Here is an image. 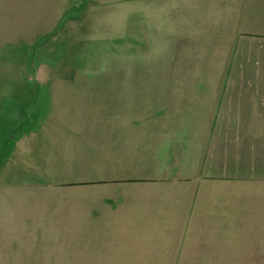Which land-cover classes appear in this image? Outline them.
Segmentation results:
<instances>
[{
    "label": "rangeland",
    "instance_id": "rangeland-1",
    "mask_svg": "<svg viewBox=\"0 0 264 264\" xmlns=\"http://www.w3.org/2000/svg\"><path fill=\"white\" fill-rule=\"evenodd\" d=\"M223 2L0 0V229L80 227L94 235L105 219L100 215L134 211L147 190L111 180L164 174L145 170L137 125L125 120L154 115L148 101L134 105L154 94L152 86L218 81L167 73L228 68L220 58L235 51L233 29H222L221 49L196 40H218L206 9ZM75 212L99 214L93 222L61 219ZM120 226L126 232L114 240L135 244L142 223ZM145 240L155 245L151 233ZM224 244L241 262L264 247V236ZM244 247L249 251L240 252ZM115 256L101 250L94 260Z\"/></svg>",
    "mask_w": 264,
    "mask_h": 264
},
{
    "label": "crops",
    "instance_id": "crops-1",
    "mask_svg": "<svg viewBox=\"0 0 264 264\" xmlns=\"http://www.w3.org/2000/svg\"><path fill=\"white\" fill-rule=\"evenodd\" d=\"M206 11L218 40H196L221 49L222 29H233L235 51L220 58L228 68L168 71L218 81L152 86L147 91L154 94L135 98L134 105L148 101L154 115L125 120L137 125L139 146L149 159L145 170L164 176L111 180L147 191H141L134 211L100 215V234L80 227L0 229V264H133L136 257L145 264H264V247L238 262L224 244L264 236V0H224ZM143 204L146 210L140 211ZM98 214L75 212L61 219L93 222ZM132 221L142 223L136 243L114 240L126 232L120 225ZM150 233L155 245L145 240ZM101 250L116 256L94 260Z\"/></svg>",
    "mask_w": 264,
    "mask_h": 264
}]
</instances>
